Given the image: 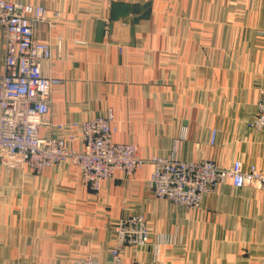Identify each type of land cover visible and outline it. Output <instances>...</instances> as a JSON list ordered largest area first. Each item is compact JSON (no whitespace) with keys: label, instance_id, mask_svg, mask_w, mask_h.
Segmentation results:
<instances>
[{"label":"crops","instance_id":"crops-1","mask_svg":"<svg viewBox=\"0 0 264 264\" xmlns=\"http://www.w3.org/2000/svg\"><path fill=\"white\" fill-rule=\"evenodd\" d=\"M39 4L54 26L39 23L35 39L51 42L43 73L54 86L40 135L65 136L53 126L112 109L116 143L134 144L142 158L174 154L184 161L240 160L264 172V132L250 126L264 86V0H6ZM113 2L144 5L151 17L130 15L109 32ZM105 21L102 42L97 24ZM4 61L0 29V76ZM215 133L214 142H211ZM80 150L79 140L68 143ZM152 166L114 172L100 191L85 187L65 162L36 173L0 169V264H74L110 260L113 228L124 215L146 218L149 244L124 247V264H260L264 259V190L230 181L188 211L157 199Z\"/></svg>","mask_w":264,"mask_h":264},{"label":"built area","instance_id":"built-area-1","mask_svg":"<svg viewBox=\"0 0 264 264\" xmlns=\"http://www.w3.org/2000/svg\"><path fill=\"white\" fill-rule=\"evenodd\" d=\"M60 19V12H55L49 20L46 8L39 4L0 0L4 48L0 76V169L29 168L40 173L69 162L79 169L85 187L98 192L115 171L130 176L149 164L150 192L157 199L169 200L188 211L199 210L204 197L226 181L236 188L264 190V172L254 165L244 166L240 160L221 167L212 160L184 161L174 154L142 158L136 145L113 141L116 126L112 109L104 115L53 126L57 132L66 133L63 137L41 136L40 128L50 112L52 90L61 81L43 73V64L52 59L53 46L51 42L37 41L35 32L39 23L47 22L52 27ZM259 34L264 36V31ZM250 126L264 132V86L260 88L257 113ZM214 136L215 133L211 142ZM76 140L82 143L80 150L68 146ZM113 232L115 244L108 262L86 256L74 264H124V247L142 249L150 241L146 218L139 214L121 217ZM260 264H264V259Z\"/></svg>","mask_w":264,"mask_h":264},{"label":"water","instance_id":"water-1","mask_svg":"<svg viewBox=\"0 0 264 264\" xmlns=\"http://www.w3.org/2000/svg\"><path fill=\"white\" fill-rule=\"evenodd\" d=\"M152 6L151 2H147L144 5L139 4H127L121 2H113L111 5V15L108 24L109 32H112L113 26L116 22L121 19L128 18L130 15H135L131 18L133 27L131 28V36L134 37L135 25L139 23L140 20H146L151 17ZM107 23L105 21H99L97 24V34L96 41L102 42L105 35Z\"/></svg>","mask_w":264,"mask_h":264}]
</instances>
